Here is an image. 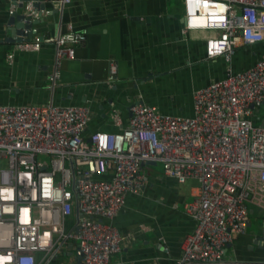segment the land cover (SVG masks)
<instances>
[{"label": "built area", "instance_id": "1", "mask_svg": "<svg viewBox=\"0 0 264 264\" xmlns=\"http://www.w3.org/2000/svg\"><path fill=\"white\" fill-rule=\"evenodd\" d=\"M66 1L53 0L56 8ZM32 2L23 1L29 15L49 11ZM181 11L183 32L207 31L201 35L205 58L229 61L237 44L264 39V0H181ZM84 40L71 27L53 36L50 86L62 60ZM37 47V39L15 43ZM263 98L260 57L243 69L227 66L222 77L194 88L190 115L136 100L115 131L85 133V104L0 103V264H46L69 241L78 264H110L122 238L112 219L127 192L142 190L140 169L148 161H159L163 174L177 181L197 183L183 203L193 225L180 240L176 264H264V257L225 254L246 233L249 207L264 210V125L252 120ZM254 239L252 246L262 240L264 246V235Z\"/></svg>", "mask_w": 264, "mask_h": 264}, {"label": "crops", "instance_id": "2", "mask_svg": "<svg viewBox=\"0 0 264 264\" xmlns=\"http://www.w3.org/2000/svg\"><path fill=\"white\" fill-rule=\"evenodd\" d=\"M12 1L0 0V103L85 104L90 110L85 133L124 126L136 100L165 113L190 115L194 88L222 77L227 66L239 70L264 58V39L237 44L229 61L205 58L201 35L207 31H182L181 0H68L58 8L53 0H36L49 9L31 24L40 38L29 40L37 39L38 47L18 49L16 42L2 40ZM17 4L13 11L21 9ZM68 27L83 31L85 40L62 60L59 79L50 86L53 36ZM252 120L264 125V98L253 107ZM151 164L141 165L142 190L127 192L112 219L122 238L110 264H176L180 240L192 228L183 203L194 196L196 181H177ZM249 241L245 234L233 239L235 257L255 256L244 252ZM74 252L69 241L63 253L72 257L64 264L73 263ZM46 264L63 263L54 257Z\"/></svg>", "mask_w": 264, "mask_h": 264}, {"label": "water", "instance_id": "3", "mask_svg": "<svg viewBox=\"0 0 264 264\" xmlns=\"http://www.w3.org/2000/svg\"><path fill=\"white\" fill-rule=\"evenodd\" d=\"M23 1L24 0H19L18 6L21 9H17L16 11H11L9 12L6 20H5V26L7 33L4 37H2V40L7 41V42H19L21 40H27L29 37H35L40 38V35H37L35 32L31 30V24L33 22H36L39 18L38 17H33L28 14L27 9L23 8ZM15 2V0H13ZM18 7V8H19ZM32 7L35 9H43L44 5L43 3L33 0L32 2ZM23 9V10H22ZM182 21V17L180 19ZM1 41V38H0ZM142 101V100H140ZM130 113V112H129ZM151 163H155V161H148ZM252 209H249V212H251ZM77 213V211L75 210ZM256 239H252V242L247 244V248H250L252 246V243H255ZM76 261L70 264H78V254L75 256Z\"/></svg>", "mask_w": 264, "mask_h": 264}, {"label": "rangeland", "instance_id": "4", "mask_svg": "<svg viewBox=\"0 0 264 264\" xmlns=\"http://www.w3.org/2000/svg\"><path fill=\"white\" fill-rule=\"evenodd\" d=\"M149 167H152L158 171L161 170V164L159 161H156L154 164L148 165ZM253 212H249V223L246 225L245 228V236L247 239H250V243L252 242V239L256 236L262 237L264 235V210L258 208L255 205H252ZM238 237V236H237ZM241 242V239L235 240L232 245L238 246ZM232 245L228 246L226 248L225 254L228 257H233V247ZM244 252L246 253H254L255 256L253 258H260L264 257V246H263V240L261 242V247H259L257 244H253L251 249H247L245 246ZM253 255V254H252ZM55 257H58L60 260H62V263L68 262V260L72 257L71 254H65L62 251L58 252Z\"/></svg>", "mask_w": 264, "mask_h": 264}]
</instances>
